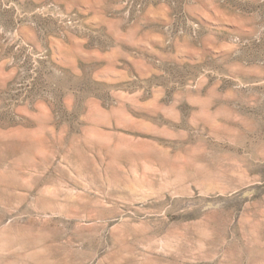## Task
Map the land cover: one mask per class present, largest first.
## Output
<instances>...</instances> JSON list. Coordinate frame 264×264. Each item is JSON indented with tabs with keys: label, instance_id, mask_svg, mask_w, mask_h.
<instances>
[{
	"label": "rangeland",
	"instance_id": "1",
	"mask_svg": "<svg viewBox=\"0 0 264 264\" xmlns=\"http://www.w3.org/2000/svg\"><path fill=\"white\" fill-rule=\"evenodd\" d=\"M0 264H264V0H0Z\"/></svg>",
	"mask_w": 264,
	"mask_h": 264
}]
</instances>
